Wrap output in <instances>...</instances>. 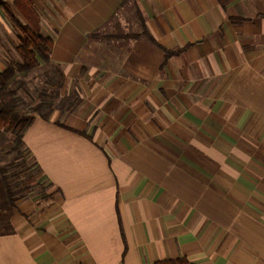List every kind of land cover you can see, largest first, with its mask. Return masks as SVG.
Listing matches in <instances>:
<instances>
[{
  "label": "crops",
  "instance_id": "crops-1",
  "mask_svg": "<svg viewBox=\"0 0 264 264\" xmlns=\"http://www.w3.org/2000/svg\"><path fill=\"white\" fill-rule=\"evenodd\" d=\"M9 2L77 106L25 133L0 264H264V0Z\"/></svg>",
  "mask_w": 264,
  "mask_h": 264
},
{
  "label": "trees",
  "instance_id": "trees-1",
  "mask_svg": "<svg viewBox=\"0 0 264 264\" xmlns=\"http://www.w3.org/2000/svg\"><path fill=\"white\" fill-rule=\"evenodd\" d=\"M0 7L12 24L24 35L21 40V45L17 49L22 63L19 64L17 68L11 67L4 73H0V134L4 130L13 131L15 133L14 146L8 155L16 154L14 160L23 159L25 161V157L28 156H26L27 150L24 149L26 153H24L23 150V148H25L24 135L28 127L35 120L36 116H40L48 121L54 109H51L49 112H44L43 110L46 106L52 107V105L42 101L33 108L32 114H23L20 111V100L17 97L18 91L14 86L20 82L19 80L27 78L33 70L39 66V60L46 64L49 63L52 45L49 39L41 35L36 36L35 34H30L29 29L21 23L7 3L0 1ZM143 34L151 39L145 28ZM130 36H128L129 39L138 38V35L133 34ZM76 106V99L71 100L69 97H64L59 101L58 109L64 110L66 108L65 110L72 113ZM1 160L2 156L0 155V161ZM10 166L11 163L0 165V236L8 235L13 232L12 217L18 209V203L25 198L24 192L26 190L17 191L13 186L8 170ZM156 264L192 263L181 258L161 261Z\"/></svg>",
  "mask_w": 264,
  "mask_h": 264
},
{
  "label": "rangeland",
  "instance_id": "rangeland-1",
  "mask_svg": "<svg viewBox=\"0 0 264 264\" xmlns=\"http://www.w3.org/2000/svg\"><path fill=\"white\" fill-rule=\"evenodd\" d=\"M3 1L11 4L9 0ZM10 26L12 29H15V31H18L0 10V47L2 48V55H0V57L4 58L5 62L3 65H0V71L11 67L17 68L20 63V57L17 53V45H19L22 38H18L10 34L12 39L7 41L1 30L3 27L10 29ZM136 32L137 30L131 27L130 34L128 35H133ZM21 37H24V35H21ZM39 61L41 62V60ZM19 81L20 82L17 83L14 88H17V97L20 100V111L23 114H32L33 108L42 101L52 105V107L46 106L43 110L44 112H49L51 109L53 110L59 107V101L62 99L60 94L63 91V85L60 82L56 71L52 70L48 66L39 65L27 78ZM69 98H71V100L76 99L75 96H71ZM14 141L15 133L13 131L4 130L0 134V155L2 156L0 165H7V163H11L8 170L15 190H26L24 192L25 198L18 203L19 208L21 203L29 198L41 197L46 200V191L48 186L40 174L39 168L36 166L33 158L29 156L28 151L26 155L28 157H25V161L23 159L14 160L16 154L8 155L14 146ZM24 149L25 148H23V150ZM24 153H26L25 150Z\"/></svg>",
  "mask_w": 264,
  "mask_h": 264
}]
</instances>
